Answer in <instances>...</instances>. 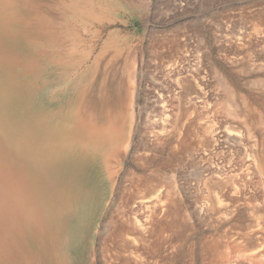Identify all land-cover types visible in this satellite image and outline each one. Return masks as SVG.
I'll return each instance as SVG.
<instances>
[{
  "label": "rangeland",
  "instance_id": "374dc122",
  "mask_svg": "<svg viewBox=\"0 0 264 264\" xmlns=\"http://www.w3.org/2000/svg\"><path fill=\"white\" fill-rule=\"evenodd\" d=\"M2 6L0 15L4 17L3 26L7 29L6 33L17 34L16 49L27 56L33 51L37 54V59L39 58L37 62L33 61V58L30 60L32 67L28 68L30 64L18 67V74L26 75V72L33 69V74L26 76V79L28 84L36 87V101L41 109H56L59 105L68 103L69 99L76 95V91L83 90L88 81L90 87L97 86L104 90L111 105L118 106L117 115L123 123L124 140L129 143L124 156L111 161L107 166L111 170L106 176L109 178V184L103 191L102 202L94 204L96 209L93 211L92 226L85 239L78 242L70 252L71 264H102L100 248L104 242L100 236L105 224L109 223L110 218L118 219L119 212L127 213L123 201L132 198V203L139 202L138 197L141 196H146L145 201L158 202L159 215L155 216V229L162 227L163 230L162 235L153 236L151 239L155 254L154 258H151L145 252V261L149 258L147 264H264L263 181L250 178L249 182L253 179L251 185L245 180L250 176L242 174L237 180V183L240 181V191L232 195L233 192L229 191L231 181L220 182L225 178L220 179L208 171L209 168L210 172L218 171L228 157L233 156L232 159L239 162L242 156L239 157L237 149L235 148V151L234 146L229 143L232 139L236 141L235 138L239 137L236 142L246 141L248 149L253 145L254 140L246 137L249 132L247 119L243 116L244 111L256 110L258 115L264 116V0H4ZM242 42L245 46L249 45L244 47ZM160 60H164L163 65H169L163 66ZM173 60H178L180 64L177 61L176 66ZM178 64L184 71L183 68L177 70L181 68ZM189 65H192L191 68ZM186 68L189 70H185ZM240 69H243L241 72L244 74L238 73ZM166 71L168 74L172 72L167 76ZM174 71H182L183 75L173 73ZM184 72L188 73L185 75ZM157 75L159 81L155 80ZM200 75L203 79L199 78ZM170 77L180 78L179 85ZM42 80L46 81L45 86H42ZM85 80L87 81L84 84ZM222 81L232 95L222 85ZM251 83L255 84L251 86ZM153 85L157 86L158 90ZM222 89L226 90V93H223ZM155 92L161 93L157 95ZM160 95L164 97L161 98L162 101L159 99L161 106L155 102V97ZM203 96L208 98L207 101ZM218 96L223 98H217ZM230 96L234 103L229 99ZM222 99H229V102ZM222 101L227 103L228 107L223 103V106L219 104ZM151 103H155V108ZM158 104L160 107L156 108ZM231 104L236 108L230 109ZM213 106L225 112L220 111L216 116ZM224 106L227 108H223ZM164 107L169 110L166 109L164 114L160 113ZM195 107L196 110L193 109ZM201 110L205 112L204 116ZM229 112H234L239 118H232L234 114L230 117ZM201 118H204V121ZM163 119L167 121L163 122ZM212 119H217L222 127L230 125L229 130L236 136H232L228 143L223 140L218 143L215 136L205 135L203 129L207 127L208 120ZM199 120L203 121H200L202 127ZM161 127L166 129L160 135L163 142L158 140L160 143L155 145L157 140L152 135L156 132L155 129L162 130ZM201 131L203 133H200ZM152 139L156 141L153 142ZM261 144V149L264 150V140ZM124 145H119L118 151H123ZM223 146H226V150ZM218 147L221 150L223 148V152L217 150ZM141 155L155 159L150 164L156 167L152 168L147 163L144 169L142 162L137 160ZM218 159L221 163L217 161V166H221L217 168L215 161ZM156 169L160 171L157 172ZM152 171H155V174L151 173ZM148 174L160 176L153 177L150 182H155L150 183L145 181ZM223 174L227 175L225 172ZM137 176L139 180L144 179L139 182V188L134 187ZM199 176H202V179ZM241 181L249 185L245 188ZM150 187H153V190ZM136 188L142 195L136 193ZM214 189L217 190L216 193ZM224 191L225 195H222ZM213 192L215 196H223L222 200L227 203L229 209L233 208L232 212H228V215L218 213L210 217V213L206 211L207 202L214 203L218 208ZM226 195H229L231 200ZM232 198H236V201L233 202ZM231 201L233 204H228ZM150 206L152 207V204ZM142 210L140 207L136 210L141 220L149 216L147 213L152 214L151 210ZM220 214L223 217H220ZM130 216L133 218V214Z\"/></svg>",
  "mask_w": 264,
  "mask_h": 264
},
{
  "label": "bare ground",
  "instance_id": "6f19581e",
  "mask_svg": "<svg viewBox=\"0 0 264 264\" xmlns=\"http://www.w3.org/2000/svg\"><path fill=\"white\" fill-rule=\"evenodd\" d=\"M3 3H4V0H0V7H3L2 6ZM3 25H5L4 24V17H1V15H0V264H71L70 252L72 251L73 247L78 242H81L83 239H85V236L87 235V233L89 232V230L92 226L93 211L96 209L94 204H100L102 202V198H103V194H104L103 191L107 187V185L109 184V182H108L109 178L106 176H107L108 171H111V170H109L107 168V166L110 165L109 163L111 161H114L117 158L118 159L122 158L124 156V154L127 152L126 150L129 147V143H128V141L124 140L125 135H124L123 123L121 122L120 117H118V115H117V107L118 106L115 104L111 105L105 96L104 90H101L97 86H95L94 88L90 87L91 85H89V82L87 80H85V82H84V84H85L87 81V83L84 85L83 90L80 92H78L79 90L76 91L77 92L76 95L74 97H72L71 99H69L68 103H63V104L59 105L56 109H54L52 107L41 109L38 102L36 101L37 100L36 98L38 96V93L36 95V87L32 84L31 85L28 84V81L26 79L27 78L26 76H30L31 74H33L32 73L33 69L26 72V75L20 76L18 74V67L27 66L30 64L28 66V68H29L32 65V61L30 62V60L33 58V61L35 60L37 62L39 60V58L37 59V57H36L37 54H35L32 51V53H29V54L27 53L28 56L24 54L26 56V59H25L24 55H22L23 53L20 52L18 49H16V48H18V42L16 41L17 34L10 33L11 35H9L8 33H6L5 30H7V29H4ZM27 34H29V32ZM33 36H34V32H33ZM224 43H226V42H224ZM242 43H241V45H242ZM21 44H20V46H21ZM227 44L228 43H226V45ZM253 44H250V45L252 46ZM222 45H223V43H222ZM248 45H246V46H248ZM257 45H259V44H257ZM260 45H261V43H260ZM242 46H240V48H242ZM246 46L244 44V47H246ZM227 47L229 48L230 46H227ZM263 47H264V45H263ZM178 53H179V51H178ZM175 54H177V53H175ZM175 54H173V55H175ZM177 55H175V56H177ZM193 57H195V56H193ZM231 59H232V57H231ZM235 59H237V57L234 58V61H235ZM181 60H183V59H181ZM197 60H198V58H197ZM163 61H161L162 65H163ZM177 61L178 60H176V62H175L173 60V62L176 63L175 64L176 66H177ZM168 62L169 61H167V63ZM182 63L183 62H181V64ZM234 63H236V61ZM179 64H180V62H179ZM195 64H196V62H195ZM198 64L199 63H197V65ZM36 65H37V63H36ZM163 66H166V65H163ZM179 66H181V65H179ZM182 66H183V64H182ZM182 66H181V68H177V70L182 69L183 68ZM191 66L192 65H189L190 68H191ZM166 67H165V69H167ZM169 67L171 68V66H169ZM157 68H158V66H157ZM157 68H156V70H157ZM161 68H160V70H161ZM174 68H176V67H174ZM200 69H202V67ZM182 70L184 71V68ZM185 70H189V69L186 68ZM241 70H243V69H240V71L238 73H240ZM262 70H263V67H262ZM197 71H199V70H197ZM151 72H153V71H151ZM171 72H169V74L167 72V76L170 75ZM175 72L176 71H174L173 73H175ZM181 72L179 71L176 73L181 74ZM185 72H184V74H185ZM192 72L196 73L195 71H192ZM199 72L201 73V71H199ZM200 73H198V74H200ZM241 74H244V73L241 72ZM164 75H166V73ZM164 75H162V78L164 77ZM181 75H183V74H181ZM220 75H221V73H220ZM167 76H166V79H167ZM176 76L179 77L178 75H176ZM156 77H157V79H155V80H158L159 79L158 75ZM95 78H96V76H95ZM199 78H202V76L200 75ZM204 78H205V76H204ZM173 79L175 80V82L176 81L178 82V79L180 81V78H177V79L173 78ZM194 80H197V79L194 78ZM218 80H219V77H218ZM247 80H250V79H247ZM254 80H256V79L254 78ZM216 81H217V79H216ZM219 81H218V83H220ZM256 81H254V82H256ZM262 81H264V78ZM199 82H200V79H199ZM41 83H42V86L46 85L45 80H42ZM222 83L221 84L224 85L223 81H222ZM260 83H261V81H260ZM153 84H156V83L153 82ZM177 84L179 85V82ZM251 84L250 85L253 86L255 83H251ZM199 85H201V84H199ZM248 85H249V83H248ZM203 86H204V84H203ZM89 87H90V89H89ZM224 87L226 88L225 85H224ZM37 88H39V87H37ZM157 90H158V87H157ZM222 90H223V93L226 90L229 91L228 87L226 88V90H224V89H222ZM155 93H157V92H155ZM160 93H157V95ZM229 93L232 95V93L230 91H229ZM152 96H150V97H152ZM161 96L162 95L156 96L155 102L159 103V99L161 100V98H164ZM225 96H227V95H225ZM242 96H244V95H242ZM219 97H221V96H218L217 98H219ZM194 98L196 99L197 97H194ZM202 98H204V96ZM221 98H223V97H221ZM231 98H229V99L232 101V103H234L233 98L232 99ZM204 99H206V98H204ZM207 99H206V101H207ZM224 99H222V100H224ZM229 99L227 101H225V100L224 101L229 102ZM242 99H243V97H242ZM242 99H240L241 102H242ZM189 100H191V98ZM149 101H150V99H149ZM152 101H153V98H152ZM224 101H222L221 103L219 102V104H222ZM164 102H166V101H164ZM190 102H192V101H190ZM199 102H200V100H199ZM195 103L197 104L198 102H195ZM201 103H203V102H201ZM209 103H207L208 106H211V105H209ZM154 104H152V106ZM159 104L156 105V108H157V106H159ZM219 104H218V106H219ZM223 104H222V106H223ZM245 104H246V101H245ZM245 104H243V106ZM165 105H166V103H165ZM203 105H205V102ZM224 105H227V107H228L227 103ZM235 105H236V103H235ZM235 105H234V107H233V105H232V107L229 106L230 109L236 108ZM152 106H150V108ZM160 106H161V104H160ZM198 106H199V104H198ZM238 106H237V109H239ZM201 107H202V105H201ZM211 107H210V110H211ZM225 107L226 106H224L223 108H225ZM245 107H246V105H245ZM263 107H264V105H263ZM153 108H155V105ZM203 108H204V106H203ZM215 108L216 107H214L213 112H214V115H216V116L220 111H223L222 109L219 111V109H217L218 107L216 109ZM166 109H167V111L169 110L168 108H166ZM166 109L164 107V110H162L160 113L163 112V114H164ZM193 109L196 110V107ZM199 109H201V108H199ZM202 110H204V109H202ZM202 110H201V112L203 115L205 113L204 111H206V106H205V110L204 111H202ZM154 111H155V109H154ZM223 112H225V111H223ZM160 113H158V114H160ZM168 113H166V114H168ZM169 115H171V114H169ZM202 115H201V117H202ZM211 115H212V112H211ZM228 115L230 117H232L231 115H233L234 117H232V118H239V116L236 115L234 112H229ZM208 116H210V115H208ZM243 116L245 117V119H247L246 122L248 123L247 124L248 125L247 132H249V134L246 137L249 138V140L250 139L254 140L253 145H250V141L248 143L250 145V149H248L249 147H248L247 143L245 144V142H246L245 139L243 140L245 142H242V140L236 142L237 140H239L238 139L239 137L235 138L236 141H234L233 139L231 140V137L235 135L234 132H231L229 130V127H231V126L229 125V127H228V125H227V127H225L223 125L224 127H222V125L219 124V121L217 119H215V120H217L218 123H217V121L215 122V120H213L214 118L211 121L208 120L209 123L207 124V127L205 128L206 130L203 129V131L206 132L205 135L209 134V135H212L213 137L215 136L216 141H218V143L222 140L228 143V141L231 140V141H229V143L232 144V146H234L233 149L236 148L239 155H240L239 157L242 156V158H240L239 162L235 161V159H232L233 156H232V158L228 157L229 159L226 158L227 160L223 161L225 164L221 168L220 167L218 168V166H221L220 164L217 166V164L219 163V162L217 163V161H220V160L219 159L216 160L215 162H216V166L218 168V171H216V170L212 171L211 170V172H210V168H209V170L206 169V172L209 171L210 174H213V175L216 174L218 177H220V179L223 177L225 178L223 180H220V182H224V181L230 182L231 181V185H230L231 187H229V191L233 192V193H231L232 195L234 193H239V191H240L239 187H238L240 185V184H238L240 181L237 183V180L239 177L242 176V174L250 176L248 178V180L245 178H242L243 180L245 179L246 181L249 182L250 178H253V179L258 178V179L263 181V185H264V150L261 149V147L263 146L261 143L264 140V116L258 115L256 110L252 111L250 109H247L246 111H244ZM161 117H162V115H161ZM163 117H164V115H163ZM169 117H172V116H169ZM169 117L167 118L168 121H169ZM164 118H166V117H164ZM217 118H219V117H217ZM167 119H163V122H166ZM206 119L207 118H205V120ZM159 120H160V117H159ZM200 121L201 120L198 121L199 125H200ZM203 121H201V122H203ZM223 123H221V124H223ZM228 124H229V122H228ZM203 125H206V123L205 124L203 123ZM155 128H157V127H155ZM161 128H163V127H161ZM165 128H166V126H165ZM180 129H182V128H180ZM157 130L155 129L156 132H154L152 135L157 140V141L155 140L157 142V143H154L155 145L159 144L160 143L159 141H162L161 140L162 138L160 137V135L163 134V132H165L166 129L163 128L160 131H157ZM141 131L143 132V130H141ZM240 131H241V129H240ZM200 133H203V132L201 131ZM202 135L203 134H201V136ZM154 137H152V138H154ZM144 138H146V137H144ZM155 141L153 140V142H155ZM153 142H152V144H153ZM231 142H234V143H231ZM221 143H223V142H221ZM122 144H125L124 150L118 151V146L122 145ZM161 145H163V144H161ZM243 146L244 147L247 146L248 148L247 147L244 148ZM224 147H226V146H223V148ZM242 147H243V149L240 150V148H242ZM199 148H200V146H199ZM223 148H222V150L225 149V148L224 149ZM146 149H150L149 146H147ZM216 149L218 150L219 147ZM228 149H230V148H228ZM236 149H235V151H236ZM219 150H221V149H219ZM230 150H229V152H230ZM205 152H207V151L205 150ZM227 152H228V150L226 151V154H227ZM230 154H232V153L230 152ZM230 154H229V156H230ZM234 154H235V152H234ZM142 155L138 156L137 160H140L142 162L144 169H145V166L147 165V163L153 168L155 165H152L150 163H153L155 159L153 160L152 157L145 158ZM219 155H221V154H219ZM222 155L224 156V154H222ZM226 156H228V155H226ZM209 157H210V159L212 158L211 156H209ZM223 158H225V157H223ZM213 159H216V158H213ZM220 163H221V161H220ZM208 167H210V166H208ZM211 168H213V165ZM214 168H216V167H214ZM156 171H157V169H156ZM159 171L160 170H158L157 172H159ZM223 172H225L227 175L223 176L224 175ZM151 173L155 174V171L154 172L152 171ZM148 175H149L148 177L145 176L146 177L145 181H147V182H150L153 177L154 178L156 177V176H151L152 174H148ZM159 176L160 175H158L157 177L159 178ZM138 177L139 176H137L136 179ZM201 177L202 176H199V178H201ZM136 179H135V181H136ZM139 179L140 178L137 179L136 185L134 187H138L139 182L144 180V179H142V180H139ZM170 179H171V177H170ZM253 179H251L252 181L250 180V182H253ZM157 181H159V180H156V182ZM152 182H155V181H152ZM152 182H150V183H152ZM242 183H243L245 188H246V186L249 185V184L245 185L244 184L245 182H242ZM250 184L252 185V183H250ZM142 185H144V184H142ZM153 185H155V184H153ZM261 185L262 184H260V186ZM157 186H158V184H157ZM144 188H147V187L144 186ZM150 188H151V190H153V187H150ZM162 189H163V187H162ZM213 191H215V189ZM216 191H215V193H216ZM263 191H264V189H263ZM251 192H252V190H251ZM136 193L139 194V196H140L141 192L139 191V189H137ZM165 193H167V191ZM215 193L213 192V195ZM224 193H225V191L222 193V195H225ZM119 194H120V192H118L117 195H119ZM125 194H127V192ZM241 194H240V196H241ZM244 194H243V196H244ZM121 195L123 196L124 194L121 193ZM128 195H130V192ZM141 195H142V193H141ZM236 195H238V194H236ZM226 196L229 197V199L231 200L229 195H226ZM137 197H138V195H137ZM145 197H142V196L138 197L139 202H135V203H132L133 201L130 200L132 198L127 199L126 202L123 201L126 204V209H127L128 214L125 212H122V213L119 212L118 216H117L118 219L115 220V217L110 218L109 223L107 222L108 224H105L106 226L103 228V233L100 236V239L102 238V240L104 242L103 247L100 248V255H101L100 260H102V264H147V261L149 258L147 259V261H145L147 256L145 257L144 254H146V253H147L146 255L150 256L151 258H154L155 251L153 250L154 248H153L151 239L153 238V236L162 235L163 230H162V227L159 228L158 230L155 229V226H156L155 216L159 215V213H157V208H158L157 203L158 202L155 203L154 200L151 202L145 201V199H146ZM215 197H216L215 199L217 200V203H218V208L215 207L214 203L211 204L210 202H207L208 206H206V207L208 210H206V211H208V213H210V217L217 215L218 213H222L223 215H225V214L228 215V212H232L233 208L231 207L232 209H229L227 203H225V201L222 200L223 196H218V194H216ZM238 197L239 196H237V198ZM245 197H247V196H245ZM248 197H250V195ZM119 198H122V197H119ZM125 198H127V197H125ZM235 199L232 198V201L235 202L236 201ZM259 200H261V199H259ZM232 201H231V203L228 202V204H233ZM153 202H154V206H153ZM256 202L260 203V201H255V203ZM261 202H263V201L261 200ZM120 203H121V201H120ZM164 203H166V202H164ZM125 204H123V207H125L124 206ZM151 204H152V207L150 206ZM236 204H237V202H236ZM161 205H162V203H161ZM230 206H232V205H230ZM123 207H121V208L123 209ZM139 207L141 208V211H143L142 209L151 210L152 214L150 215L147 213V215H149V216L146 217V215H145L144 217H146V219L141 220L140 218H138V215H137L139 212L136 211V210H138ZM126 209H125V211H126ZM203 211H205V210H203ZM148 212H150V211H148ZM131 214H133V218L130 216ZM222 214H220V217ZM116 215H117V213H116ZM223 215H222V217H223ZM141 217H143V216L141 215ZM206 217H207V215L205 216V218ZM262 223H264V222H262ZM161 225H162V223H161ZM103 242H102V244H103ZM256 257H258V256H256Z\"/></svg>",
  "mask_w": 264,
  "mask_h": 264
}]
</instances>
